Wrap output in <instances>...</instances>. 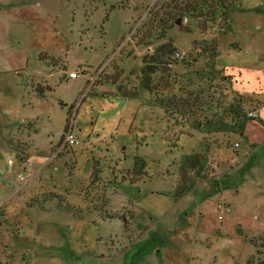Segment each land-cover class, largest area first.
Instances as JSON below:
<instances>
[{
    "label": "rangeland",
    "instance_id": "obj_1",
    "mask_svg": "<svg viewBox=\"0 0 264 264\" xmlns=\"http://www.w3.org/2000/svg\"><path fill=\"white\" fill-rule=\"evenodd\" d=\"M168 1L0 0V166L14 155L10 178L22 174L18 191L0 182V264L256 259L250 240L264 236V0H236L226 22L219 12L205 25L181 17L165 31L162 41L183 59L214 42L215 68L231 79L208 80L197 73L202 63L186 75L182 58L172 67L187 86L211 96L216 87L209 121L172 116L141 85L142 58L162 41L147 46L133 35ZM249 109L259 117L250 120ZM67 129L76 143L60 148ZM134 169L144 175L122 180Z\"/></svg>",
    "mask_w": 264,
    "mask_h": 264
},
{
    "label": "trees",
    "instance_id": "obj_2",
    "mask_svg": "<svg viewBox=\"0 0 264 264\" xmlns=\"http://www.w3.org/2000/svg\"><path fill=\"white\" fill-rule=\"evenodd\" d=\"M235 1L169 0L166 3V8L164 7L165 9L159 6L150 12L147 20L136 28L133 37L137 43H143L147 46H150L155 41L160 42L165 36L166 29L174 25L175 20L179 17L196 18L199 21L203 20L205 25L209 20H213L215 14L219 12L222 15V21L226 22L227 9ZM174 51L176 50L170 40L162 41L152 51H149L143 56L139 73L141 85L154 94L155 101L165 107V111L172 116L179 114L187 120H192L196 116L199 117V120L204 116L209 121V113H211L210 106L215 103L219 104V101L216 100L219 98L218 92L215 91L216 87L210 86L214 90L211 96V94L207 93V91L204 92L201 88H194L183 84L179 78L180 76L172 71L174 63H177L178 60L174 58ZM215 56L214 42H204L200 45L193 46L188 59H183V57L181 59L185 68H187L186 75L193 74L190 71V67L202 63L197 73H202L208 77V80L219 79L224 76L227 79H231L230 76L223 74V70L215 68ZM205 95L206 97H210L209 100L211 103L208 100L207 102H203ZM213 97H216V99ZM242 100L243 97H240L239 102ZM208 121L205 122L208 124ZM142 175H144L142 170L140 172L136 169L133 171L126 170L121 178L124 181L128 180L132 182L141 178ZM113 178L115 179V176ZM250 243L254 246L257 257L256 259L253 257L249 258L246 264H264V257H260L264 253V236L253 237Z\"/></svg>",
    "mask_w": 264,
    "mask_h": 264
},
{
    "label": "built area",
    "instance_id": "obj_3",
    "mask_svg": "<svg viewBox=\"0 0 264 264\" xmlns=\"http://www.w3.org/2000/svg\"><path fill=\"white\" fill-rule=\"evenodd\" d=\"M174 58L180 59V58H182V55L179 52L175 51L174 52ZM77 76H78V73L75 71H72L69 74V78H76ZM247 117L250 120L257 119L259 117L258 110L257 109L248 110L247 111ZM75 143H76V139H75L74 134L72 133V130L71 129L65 130L64 135L62 137V142H61L60 148L65 147V146H71ZM235 146H237V143H235ZM4 161H5V164L0 166V182H2L5 179H10V182L8 184L9 187L14 189L16 185H19V187L15 188L14 190H17V191L20 190L22 185L19 184V182L22 180V174L19 173L17 178H14V177L10 178V176L12 174L11 167L14 165V162H15L14 155L6 154L4 156ZM219 207L221 208V210L226 215H230V208H229V205L227 203H225V202L220 203Z\"/></svg>",
    "mask_w": 264,
    "mask_h": 264
},
{
    "label": "water",
    "instance_id": "obj_4",
    "mask_svg": "<svg viewBox=\"0 0 264 264\" xmlns=\"http://www.w3.org/2000/svg\"><path fill=\"white\" fill-rule=\"evenodd\" d=\"M181 22H182V18L181 17H179V18H177V20H175V24H178V25H180L181 24Z\"/></svg>",
    "mask_w": 264,
    "mask_h": 264
},
{
    "label": "crops",
    "instance_id": "obj_5",
    "mask_svg": "<svg viewBox=\"0 0 264 264\" xmlns=\"http://www.w3.org/2000/svg\"><path fill=\"white\" fill-rule=\"evenodd\" d=\"M250 110V109H249ZM237 145H239V144H237ZM211 175H214L215 176V174L213 173V174H211Z\"/></svg>",
    "mask_w": 264,
    "mask_h": 264
}]
</instances>
